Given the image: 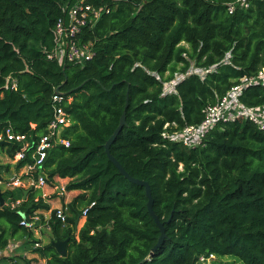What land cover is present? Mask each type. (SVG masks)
Instances as JSON below:
<instances>
[{
  "label": "trees",
  "instance_id": "obj_1",
  "mask_svg": "<svg viewBox=\"0 0 264 264\" xmlns=\"http://www.w3.org/2000/svg\"><path fill=\"white\" fill-rule=\"evenodd\" d=\"M76 1L0 0V130L38 140L57 95L72 120L62 135L70 147L54 149L45 164L49 183L69 179L67 190L81 192L65 225L55 216L49 222L54 239H69L68 254L62 258L51 243L33 252L48 264H202L211 256L264 264V130L239 118L217 125L195 148L172 139L264 67V0L232 15L235 0H89L111 12L80 38L96 52L84 66L49 59L55 27ZM193 67L206 75L190 74ZM177 75L183 79L165 93ZM9 77L17 90L6 88ZM239 101L263 107L264 90L249 85ZM125 111L110 151L131 177L149 183L162 243L145 188L106 154ZM20 149L0 146V176L9 170L2 156L13 159ZM25 191L0 187L1 250L15 238L37 243L23 216L50 205L35 189L23 200Z\"/></svg>",
  "mask_w": 264,
  "mask_h": 264
},
{
  "label": "built area",
  "instance_id": "obj_2",
  "mask_svg": "<svg viewBox=\"0 0 264 264\" xmlns=\"http://www.w3.org/2000/svg\"><path fill=\"white\" fill-rule=\"evenodd\" d=\"M89 0H78L69 4L65 8V17L61 19L55 27V50L49 55V59H56L60 64L75 63L81 66L91 62L96 56L92 42L83 43L80 38L86 29L94 28L99 20L110 14L111 9L108 6H95L88 2ZM254 0H235L228 4V11L232 15L238 9H248ZM249 85H258L264 90V67L259 74L252 79H244L241 85L235 86L216 106L210 107L205 111V119L198 126L185 128L180 134L175 136L174 140L181 142L188 148H195L203 142L207 134L217 125L239 118L250 120L264 130V106L257 108H247L240 103L239 97ZM6 88L17 90V83L9 77ZM55 114L54 119L49 123L46 134L35 140L32 136L25 134H16L11 128L0 130V142L18 143L21 149L15 154L10 161L18 165L20 162L25 164L19 168L16 175L12 178L5 179L3 173L0 176V187L2 192L13 190H39L45 202L50 200L46 194L48 186L52 187L58 194V197H66V188L58 187L57 182L64 179L57 178L55 183H49L45 175V164L51 152L60 146L70 147V141L63 138V132L72 125L70 115L65 110V98L61 95L54 97ZM67 102H71L68 99ZM35 127V126H33ZM25 191V192H26ZM24 200V198H23ZM23 200L19 199L12 203L14 209ZM0 200V208L3 206ZM95 204L93 203L91 207ZM87 212L83 213L85 217ZM65 225L69 216L68 203L59 207L45 211L34 212L29 218L24 217L21 223L24 228L30 230L31 234L40 233L44 227H50L49 222L53 217ZM35 248H41L39 240L34 245ZM215 258H200V263L209 264L206 261Z\"/></svg>",
  "mask_w": 264,
  "mask_h": 264
},
{
  "label": "rangeland",
  "instance_id": "obj_3",
  "mask_svg": "<svg viewBox=\"0 0 264 264\" xmlns=\"http://www.w3.org/2000/svg\"><path fill=\"white\" fill-rule=\"evenodd\" d=\"M198 74L201 77L205 76L207 73V70L205 69H198L193 67L192 70L190 71V74ZM183 79L182 75H177L175 81H173L172 83H168L165 85V93L170 94L174 92V88L176 83H178L180 80ZM2 163L4 164V162L2 161ZM69 179H65L63 180L61 183L57 182L56 185L59 187L64 186L66 188V192H67V197H65L63 200H58V204H65L68 203L70 204V202H72L81 192L79 191H73V192H69L67 190V185H68ZM47 191V189H46ZM56 191L51 189L49 192V196L51 198V196L53 197H57L58 194L55 193ZM52 197V198H53ZM51 198V200H52ZM52 207H56V204H52ZM61 206V205H60ZM85 223V219H81L79 225H78V231L83 227ZM40 239H38L42 245V247H45L47 244L51 243L52 240L54 239L51 227H44L41 232H40ZM28 241L27 238H15L14 239V247H13V258L10 260L8 258H5L2 261V264H10V262H12L13 264H27L26 261H28L30 264H48V258H46L45 260H43L42 254H38L39 255V259H36L37 257H32L31 255L34 253L33 250L35 249V247L33 246L34 242L31 241V243H28V245H25L26 242ZM30 241V240H29ZM36 256V255H35ZM35 258V259H34ZM209 264H242L240 261L232 258V257H215L212 258L211 260H207L206 261Z\"/></svg>",
  "mask_w": 264,
  "mask_h": 264
},
{
  "label": "water",
  "instance_id": "obj_4",
  "mask_svg": "<svg viewBox=\"0 0 264 264\" xmlns=\"http://www.w3.org/2000/svg\"><path fill=\"white\" fill-rule=\"evenodd\" d=\"M57 94H60V90L57 89L56 90ZM126 125V111L124 112L123 116L121 117L120 120V125L119 127L115 130L114 134L111 136V138L108 140L106 146H105V150H106V154L109 158V161L111 163H113L118 170L120 171V173L126 178L128 179L131 183L140 186V187H144L146 190V197L148 199V204H147V208H148V212L149 214L153 217L156 225L158 226L160 232H161V237L159 240V243H162L166 237L165 235V227L164 224L160 222L159 217L157 216V214L154 211L153 205H154V201H153V196H152V190L151 187L149 185V183L145 182V181H141L138 179H135L133 177H131L123 168V166L115 159V157H113V155L111 154L110 151V147L111 145L115 142L117 136L121 133V131L123 130V128ZM7 144L6 142H0V146H3ZM28 192L26 191L24 193V199L27 197ZM0 200L2 201V196L0 194ZM25 217V216H23ZM69 239L65 240V241H61L59 239H55L51 242V246L56 250L57 254L59 256H61L62 258H66L67 254H68V250H67V245H68Z\"/></svg>",
  "mask_w": 264,
  "mask_h": 264
},
{
  "label": "crops",
  "instance_id": "obj_5",
  "mask_svg": "<svg viewBox=\"0 0 264 264\" xmlns=\"http://www.w3.org/2000/svg\"><path fill=\"white\" fill-rule=\"evenodd\" d=\"M2 161L4 162V165L5 166H9V170L8 171H3V176H4V178L5 179H8V178H12V177H14L15 175H16V173L19 171L18 169H17V165L14 163V162H12V161H10V158H8L7 156H2ZM52 189V187H50V186H48V188H47V191H45L46 192V194L47 195H49V192H50V190ZM53 196H51V198H52ZM66 197H67V193H66ZM51 198H50V200H48V204L50 205V207H52L51 205L52 204H56L57 206L56 207H59L60 205H63V204H58V200H59V202H60V200H63L65 197H53L52 198V200H51ZM66 204V203H65ZM56 207H52V208H56ZM32 236H33V240H38V239H40L39 237H40V233L38 234V233H33L32 234ZM14 245H15V243H14V241H12V242H10V244H9V246L6 248V249H4V250H1L0 249V260L1 259H4V258H8V259H12L13 258V256H12V254H13V252H14V250H13V247H14ZM36 255V256H35ZM32 257L34 256V257H37L36 259H39V255L38 254H36V253H33L32 255H31ZM35 259V258H34ZM43 260H45V259H43ZM10 264H13L12 262H10Z\"/></svg>",
  "mask_w": 264,
  "mask_h": 264
}]
</instances>
